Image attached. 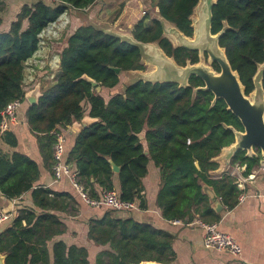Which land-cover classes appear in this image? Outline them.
<instances>
[{
  "label": "trees",
  "instance_id": "obj_1",
  "mask_svg": "<svg viewBox=\"0 0 264 264\" xmlns=\"http://www.w3.org/2000/svg\"><path fill=\"white\" fill-rule=\"evenodd\" d=\"M98 1L39 0L23 7L9 33L0 36V123L7 105L25 97V65L39 50L42 32L66 13L75 15ZM199 1L153 0V6L159 8L161 18L192 37L191 18ZM211 30L214 35L224 31L219 45L250 95L255 90L254 77L264 63V0H217ZM132 34L140 43H157L178 66L198 61L193 51L174 47L164 36L161 22L148 12ZM145 70L137 47L80 24L60 49V75L42 89L39 102L27 111L29 128L39 140L44 161L52 168L53 131L80 122L88 114L98 121L78 135L67 162L75 165L78 182L91 198L99 197L95 189L99 185L145 210L143 180L153 162L160 171L156 203L166 221L190 222L197 215L206 224L217 223L220 214L212 208L203 186L213 188L228 209L235 207L239 196L235 179L229 174L216 177L212 172L219 168L215 159L235 142L234 130L243 128L223 100L213 103L211 92L196 91L204 86L199 78H193L186 88L139 81L123 94H113L123 73ZM93 82L102 88L101 93ZM143 132L148 155L139 138ZM110 161L121 168L120 173L113 172ZM259 163L260 157L249 158L243 151L231 161L232 166L246 168L245 176ZM38 173L37 163L27 155H5L0 158V191L10 199L20 198L33 189ZM116 178L119 188H115ZM51 194L33 191L43 212L20 210L0 233L5 264H91L85 248L57 242L50 252L49 243L65 229L57 216L44 213L61 209ZM117 213L109 211L90 224L89 239L98 246H110L97 256L96 264H173L172 235L148 223L119 218Z\"/></svg>",
  "mask_w": 264,
  "mask_h": 264
},
{
  "label": "crops",
  "instance_id": "obj_2",
  "mask_svg": "<svg viewBox=\"0 0 264 264\" xmlns=\"http://www.w3.org/2000/svg\"><path fill=\"white\" fill-rule=\"evenodd\" d=\"M38 1L0 0V36L9 33L12 24L17 21L24 6ZM115 1L110 0L103 6L101 4L103 0H99L85 12L101 22L130 30L134 28L145 13L157 15L153 0H130L126 2L123 16L115 19L112 14V6ZM127 15L133 18V24L127 23L125 19ZM70 20L78 26L81 24L76 16H71ZM59 34L61 35V32L58 33V36H60ZM67 38L68 36L58 42L51 39L46 41L44 45H39V50L26 64L24 82L27 90L35 88L38 83H41V89H43L57 79L60 75V49L66 43ZM145 66L147 70L149 66ZM146 70L133 71V73H146ZM127 79V77H123L121 85L115 91L126 86ZM30 106L29 101L26 100L18 114L17 122L11 126L9 136L0 139V158L15 153L25 154L37 163L39 173L33 189L20 198L10 199L0 191V211L12 216L9 221L0 225V233L10 225L20 210L30 209L38 213L43 212L39 205V199L34 197L33 191H51V197H56V200L60 202L61 209H46L44 213L57 216L63 222L65 229L63 234L55 236L49 243L50 252H52L55 243L64 242L67 247L76 246L87 249L89 262L96 264L97 256L104 251H109L110 246H98L89 239L90 224L93 220L101 219L105 213L111 210L105 207H89L80 199L69 180L63 179L58 182L54 180L52 168L44 161L39 140L31 132L28 125L27 111ZM83 120L89 121L90 125L96 122L88 114L84 116ZM61 131L67 140L65 156L67 161L79 134L72 125L61 128ZM71 165L76 170L75 165L73 163ZM231 167H233L231 164L225 166L223 163H219L216 177L228 174L225 172L229 171ZM251 173H254V176L245 182L244 187L241 189L238 187L239 196L234 208L228 209L221 201L223 209L220 213L216 212L220 214V220L216 224L220 232L231 235L240 243L243 249L241 257L243 261L250 264H264V168L259 167ZM159 185L160 171L151 162L148 175L143 180V193L147 208L132 213L118 212L117 216L119 218H132L139 223L151 224L155 228L172 235L175 253L173 264H240L241 261L238 258L227 252L204 248V229L200 223L205 222L199 216L196 215L190 222L166 221L156 203ZM115 188H119L117 178L115 179ZM95 189L99 195L103 192L99 185H96ZM242 197L243 199H241Z\"/></svg>",
  "mask_w": 264,
  "mask_h": 264
},
{
  "label": "water",
  "instance_id": "obj_3",
  "mask_svg": "<svg viewBox=\"0 0 264 264\" xmlns=\"http://www.w3.org/2000/svg\"><path fill=\"white\" fill-rule=\"evenodd\" d=\"M216 3L217 0L199 1L191 18L194 29L192 37L185 36L175 25L161 18L159 8H156L157 15H150L161 22L164 36L170 40L174 47H182L193 52H198L201 57L207 56L211 65H217L219 71L202 63L191 64L188 62L185 67L178 66L172 58H169L165 54L157 43L144 44L136 41L132 34L133 29L120 28L101 22L86 13L85 10L77 12L75 16L80 20L81 24L85 23L86 25L93 26L97 30L119 38L122 42L137 47L140 50L144 65L152 68L150 72L146 73H123V77L128 78L126 86L113 92V94H123L127 87L139 81L151 84L174 83L186 88L190 86L189 82L192 77L199 78L204 83V86L196 89V91L211 92L214 95L213 103L223 100L228 110L239 120L243 128L242 131L234 130L235 142L231 146L224 148L215 159V162L218 165L219 163H223L227 166L231 164L232 159L239 151H243L249 158L260 157L259 165L264 168V63L259 66L254 77L255 90L250 95H247L238 73L233 70L229 63L225 49L219 45V40L224 31L216 35L212 33L213 7ZM113 70L117 74L121 72L119 68ZM93 84L95 86L98 85L95 82ZM102 91V88L97 86V92L101 93ZM41 97V83H38L35 88L27 90L25 93V100L29 101L31 106L37 104ZM94 120L98 121L97 119ZM72 126L80 134L85 128L90 126V122L82 120L75 122ZM145 137V132L139 135L145 147V154L148 155L149 151ZM110 163L113 172L116 174L120 173L121 168L113 161H110ZM216 171L212 172V175L216 176ZM203 187L205 194L210 199L212 208L220 213L223 209L221 199L213 188L207 185ZM5 260L6 256L0 254V264H5ZM152 263L159 264L156 262ZM152 263L144 262L142 264Z\"/></svg>",
  "mask_w": 264,
  "mask_h": 264
},
{
  "label": "built area",
  "instance_id": "obj_4",
  "mask_svg": "<svg viewBox=\"0 0 264 264\" xmlns=\"http://www.w3.org/2000/svg\"><path fill=\"white\" fill-rule=\"evenodd\" d=\"M58 21L56 23H53L51 26H49L46 30L42 32L39 37L40 45H44L46 43V37H58V32L56 31ZM26 91L27 89L25 87V92ZM25 101V97L21 99H16L10 102L5 108V110L2 112V119L0 123V137L4 136L7 132H9L11 126L17 122L18 114ZM52 134L55 137V144L53 148L54 164L52 166V173L56 182L61 181L63 179L69 180L80 199L91 208L105 207L110 209L111 211L121 213H132L134 211L140 210L139 204L137 202H124L121 200V198L115 191H103L97 199L91 198L89 191L85 190L82 185L79 184L77 179L78 172L73 169L72 165L69 164L65 159L67 140L64 133L61 131V127L53 131ZM244 171H246L245 167L235 165L232 174H230L235 179L237 187H239L240 189L244 187L245 182L247 180L251 179L254 176L250 175L247 177L244 175ZM241 199H243V197ZM11 218L12 216L10 214L3 213L0 211V225L9 221ZM200 224L204 229V248L227 252L233 257L238 258L241 261L240 264H250L241 259L243 249L240 243H238V241L234 237L227 233L220 232L217 228L216 223Z\"/></svg>",
  "mask_w": 264,
  "mask_h": 264
},
{
  "label": "rangeland",
  "instance_id": "obj_5",
  "mask_svg": "<svg viewBox=\"0 0 264 264\" xmlns=\"http://www.w3.org/2000/svg\"><path fill=\"white\" fill-rule=\"evenodd\" d=\"M110 1V0H103V3L101 2V4H103V6L106 5V3ZM127 1H130V0H116L114 2V5L112 6V14H113V18H118L120 16H123V14L125 13V5H126V2ZM135 1V0H134ZM138 4V3H137ZM139 5V4H138ZM140 8V6H139ZM72 12H69V13H66L65 15L62 16V18L58 21L57 23V28H56V31L59 33L61 32V35L58 36L60 38H58L57 36H50V37H46V41H49L51 39H53V41L55 42H58L60 41L61 39L64 40L67 36H69L71 34V32H74L78 26V24H74L71 22L70 18L71 16H75L74 14L72 15L71 14ZM144 17V15H142V18ZM141 18V19H142ZM127 23H132L133 24V18H131L129 15H127V17L125 18ZM139 22V21H138ZM137 22V23H138ZM64 39H63V38ZM64 43V42H63ZM199 63H202L204 65H207V66H210L212 67L211 63L209 62L208 60V57L205 56V57H201L199 56ZM212 69H214L212 67ZM152 70L151 67H147V70L146 72H150ZM215 70V69H214ZM257 167H260L257 166ZM233 169H234V166L229 168V171H226L225 173H228V174H232L233 172ZM257 170V169H256ZM245 172V171H244ZM245 175V174H244ZM245 177V176H244Z\"/></svg>",
  "mask_w": 264,
  "mask_h": 264
},
{
  "label": "flooded vegetation",
  "instance_id": "obj_6",
  "mask_svg": "<svg viewBox=\"0 0 264 264\" xmlns=\"http://www.w3.org/2000/svg\"><path fill=\"white\" fill-rule=\"evenodd\" d=\"M145 15H146V13L144 14V16H145ZM192 53H193V55H196L198 61H197L196 63H193L192 61H187V63L190 62L191 64H198V63H199V58H200V57H199V53H198V52H192ZM187 63H186L185 66H187ZM185 66H184V67H185ZM212 67H213L215 70H217V71L219 70L218 66L215 65V64H212ZM193 78H196V77H192V78L190 79V82H191V80H192ZM190 82H189V83H190ZM203 84H204V83H203ZM258 168H259V167H255V168L253 169L252 172H255V170L258 169ZM253 174H254V173H251L250 175H253ZM250 175H248V176H250ZM248 176H247V177H248Z\"/></svg>",
  "mask_w": 264,
  "mask_h": 264
}]
</instances>
